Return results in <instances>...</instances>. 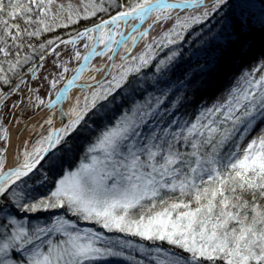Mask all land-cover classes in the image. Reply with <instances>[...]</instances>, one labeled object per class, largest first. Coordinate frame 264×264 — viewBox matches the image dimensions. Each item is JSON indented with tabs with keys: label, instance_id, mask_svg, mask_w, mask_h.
I'll return each instance as SVG.
<instances>
[{
	"label": "snow or ice",
	"instance_id": "6c2138e0",
	"mask_svg": "<svg viewBox=\"0 0 264 264\" xmlns=\"http://www.w3.org/2000/svg\"><path fill=\"white\" fill-rule=\"evenodd\" d=\"M264 0H0V264H264V55L208 95Z\"/></svg>",
	"mask_w": 264,
	"mask_h": 264
},
{
	"label": "rangeland",
	"instance_id": "374dc122",
	"mask_svg": "<svg viewBox=\"0 0 264 264\" xmlns=\"http://www.w3.org/2000/svg\"><path fill=\"white\" fill-rule=\"evenodd\" d=\"M249 49L246 55L241 56L236 60L235 64L229 63L225 67L223 75L217 77L211 88L208 90V95L211 96L214 93L219 92L226 84L231 75L240 70L241 66H247L249 62L264 55V32L254 30L248 36Z\"/></svg>",
	"mask_w": 264,
	"mask_h": 264
}]
</instances>
